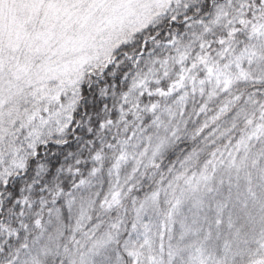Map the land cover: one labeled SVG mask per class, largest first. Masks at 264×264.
<instances>
[{"label":"snow or ice","instance_id":"6c2138e0","mask_svg":"<svg viewBox=\"0 0 264 264\" xmlns=\"http://www.w3.org/2000/svg\"><path fill=\"white\" fill-rule=\"evenodd\" d=\"M0 264H264V0H0Z\"/></svg>","mask_w":264,"mask_h":264}]
</instances>
